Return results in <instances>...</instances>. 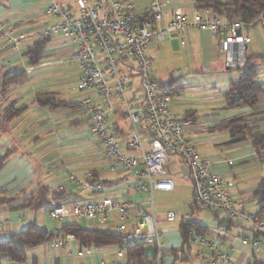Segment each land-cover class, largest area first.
<instances>
[{
    "label": "built area",
    "instance_id": "built-area-1",
    "mask_svg": "<svg viewBox=\"0 0 264 264\" xmlns=\"http://www.w3.org/2000/svg\"><path fill=\"white\" fill-rule=\"evenodd\" d=\"M172 1L77 0L78 14L54 0L47 7V14L60 20L51 24L44 35L61 33L75 45L73 58L81 70L77 87L84 92L78 106L88 115L91 131L103 145L107 169L126 175V191L145 193L149 198L130 200L121 195L76 198L49 211L52 219L64 223L76 222L121 233L118 255L90 264H135L127 261L126 250L141 244L146 245L145 249L148 246L154 249L142 264H164L171 256L170 248L163 242L153 200L155 192L175 188L168 165L171 157H178L188 167L193 200L199 207L220 217L246 222L264 236V215L236 206L231 192L234 183L217 172L214 161L201 156L188 138L186 131L195 124L193 119L172 116L171 104L180 98V92L152 74L155 58L149 52L152 43L172 36H178L185 46L189 30L207 29L220 41L229 64L233 65L240 48L251 42L249 30L264 20L227 21L212 15L208 8H195L193 16H189L181 8L171 10ZM0 32L8 41L19 43L6 23L0 24ZM114 97L123 103L122 112L130 123L125 138L116 135L108 124L116 112ZM85 176L87 181L80 183V189L102 190V183L93 179L91 171ZM113 213L118 216L116 222L112 220ZM166 217L174 221L177 214L169 211ZM226 230L217 223L218 235ZM71 239L73 235H66L51 240L50 244L59 247ZM242 241L248 243L250 239L244 237ZM193 242L196 257L203 264H233L228 251L220 246V237L195 233ZM251 242L258 245L260 239ZM93 249L82 246L77 253L91 255ZM145 254H149L148 250Z\"/></svg>",
    "mask_w": 264,
    "mask_h": 264
},
{
    "label": "crops",
    "instance_id": "crops-1",
    "mask_svg": "<svg viewBox=\"0 0 264 264\" xmlns=\"http://www.w3.org/2000/svg\"><path fill=\"white\" fill-rule=\"evenodd\" d=\"M54 1L71 10L74 14L79 13L77 0ZM50 2L51 0H0V24L6 23L13 36L19 38V43H12L0 32V155L7 150H11L7 164L0 171V187L6 189L9 195L20 196L21 198L30 195L41 186H46L51 190H64L66 193L75 195L73 199L66 201L111 194L121 195L130 200H145L148 198L145 193L137 194L126 191L124 187L125 174H115L107 169L101 141V145L98 143V146H96V150H100L101 155L96 157L91 155L82 157L86 150L80 147V149L73 148L72 143H74V140L69 138L68 129L80 127L89 120L88 115L79 106L73 109H49L39 106L33 100L39 92H54L60 99L76 102L78 105V100L84 94L76 84L81 70L73 58L75 45L70 42L68 37L61 33L51 34L52 38L43 52V59L37 65H30L29 59L23 54L27 47L44 36V31L51 24L60 20V18L47 14V7ZM170 8L171 10L181 8L189 16H193L195 6L193 0H173ZM247 34L249 35V32ZM263 34L262 31H257L262 45L261 50L251 47L254 38L249 35L251 42L242 47V54L231 65L229 64V56L222 50L220 41L215 40L209 30H189L187 44L185 46L181 42L180 44L191 52L190 72L198 70L207 73H212L215 70L223 72L226 68H231L234 72H229L223 78L221 91L218 90V92L215 89V84H210V82L201 87V89H204L202 92L192 90L186 96L180 92V98L171 104V114L175 118L184 117V114L188 111L194 112L197 121L187 129L186 134L196 149H198V142L203 138H209L215 144H225L221 152L197 151H200L201 156L211 158L215 163V170L221 175L226 178H235L236 185L231 189V192L235 203H241L245 210L247 208L244 204L256 202L250 198V194L263 177L262 173L264 171L260 168V171L253 176L258 181L256 186L249 188V166L257 168L259 164H264V159L262 161L258 160L249 141L228 144L229 134L225 130H213L212 127L232 116L249 115L257 112L258 114L254 115L256 119H259V130H264V94L261 96L262 102L256 109L229 110L225 108L224 101V95L230 83L239 78V68L245 64L247 56L252 53H264ZM175 37L178 36L165 39L166 41L164 40L157 49L171 48ZM251 61L260 64L259 77L263 74L262 78H264V72H260V69L264 67V56H255ZM222 64L225 66L222 67ZM18 72H25L18 83H5L7 77ZM175 87H177L176 82ZM11 105L15 108L25 105L26 108L17 117L4 119L3 115ZM201 117H204L206 121L204 126H208L212 130L211 132L198 133ZM108 124L116 135L122 138L127 137L130 123L122 111L116 110L109 118ZM21 144L23 148H20ZM98 161V164L91 165ZM168 165L169 169L170 166L177 165L180 167L181 172L188 174V167L178 157H171ZM235 166H239L242 171H248V175L244 173L237 174L233 168ZM93 170L99 175L98 181L102 183V190L90 192L80 189V183L87 181L85 175ZM72 175L76 178H71ZM49 200L55 202L51 194ZM253 207L251 204L248 211L259 212L260 208L253 211ZM33 211L35 212L34 215L31 213ZM262 213L264 215V211ZM211 216V220H197L210 227L209 234L213 238L220 237V246L228 251L233 264H250L255 256L264 261V236L259 237L260 243L258 245H253L251 240L254 239V235L249 237L243 232V229L246 230V224L243 222L242 225L232 226L224 234L218 235L216 233L217 222L213 214ZM37 218V210L17 211L1 206L0 240L8 239L12 233L23 229L33 220L38 224ZM117 218L112 217L113 222H116ZM40 220L41 224H38L39 226L56 231L64 224L60 219H52L48 210ZM158 220L160 222L159 218ZM240 236L242 239L248 237L250 242L240 241L238 238ZM163 242L170 248L169 251L172 248L179 251L182 246V236L179 228L169 231L163 230ZM47 246L48 249H37L30 259L26 251L28 260L22 264H90L100 259L114 258L119 252V249L110 251L109 249L95 248L91 255L79 256L77 252L82 245L75 238L69 240L63 246L53 247L50 242H47ZM147 250L150 254L154 252V249H151L150 246ZM195 252L196 249H192L188 257L183 255L182 252H179L178 256L171 252V256L165 260L164 264H203L196 257ZM3 264L19 263L5 258Z\"/></svg>",
    "mask_w": 264,
    "mask_h": 264
},
{
    "label": "trees",
    "instance_id": "trees-1",
    "mask_svg": "<svg viewBox=\"0 0 264 264\" xmlns=\"http://www.w3.org/2000/svg\"><path fill=\"white\" fill-rule=\"evenodd\" d=\"M195 8H208L212 15L223 18L227 21L241 20L244 22L260 23L264 20V0H193ZM50 34L44 35L34 41V43L24 50V55L29 59L30 65H37L43 59V52L51 40ZM242 54V53H241ZM240 54V55H241ZM237 55L234 58L236 62ZM255 56L263 57L264 53H252L247 56L245 64L240 67V76L233 80L228 90L224 95L225 108L229 110L250 108L256 109L262 102L264 94L263 84L258 82L259 63L252 62L251 59ZM25 72H18L7 77L5 83H18ZM166 85L175 87V78L171 77L163 81ZM34 102L41 107L56 109V108H77L76 102H70L65 99H60L54 92H39L34 97ZM26 106L15 108L10 106L4 113V119H13L20 115ZM257 115L258 113H254ZM254 114H240L232 116L221 123L212 127L213 130H225L229 134L228 144H237L244 141H249L253 147L258 160L264 159V130H259L258 120ZM182 118H191L196 123L197 118L194 112L188 111ZM11 150H7L0 155V171L7 164ZM94 180H99L98 173L95 170ZM52 195L55 202L49 200V195ZM74 194L66 193L64 190H51L49 187L41 186L33 191L30 195L21 198L20 196L9 195L8 191L0 187V207L6 206L11 210H38L45 207L50 211L55 205L66 202L74 198ZM250 198L256 201L260 210L257 213L263 215L264 211V176L260 179L258 185L250 194ZM193 204L198 206L194 200ZM199 207V206H198ZM201 208V207H200ZM213 214V213H212ZM217 223L231 228L235 225H242V221H234L228 218L220 217L213 214ZM182 236V246L180 250L172 248L171 252L179 255L182 252L186 257L190 256L193 249V235L195 233L209 234L210 227L202 224L197 219H192L187 215H183L178 225ZM66 235H73L74 238L82 246H93L95 248L108 246L111 244H119L121 233L111 229H99L88 227L81 223L68 222L64 223L57 231L46 227L39 226L35 220L29 222L26 227L18 232L12 233L6 240H0V264H3V259H9L15 263H25L28 260L26 253L27 247L37 246L39 244L50 242L55 238H60ZM254 238H259L262 234L253 229ZM146 245L130 247L126 250V259L129 263L142 264L150 255L145 254ZM250 264H264V261L258 257H254Z\"/></svg>",
    "mask_w": 264,
    "mask_h": 264
},
{
    "label": "rangeland",
    "instance_id": "rangeland-1",
    "mask_svg": "<svg viewBox=\"0 0 264 264\" xmlns=\"http://www.w3.org/2000/svg\"><path fill=\"white\" fill-rule=\"evenodd\" d=\"M263 26L264 23H261L256 28H252L251 30H249V35L252 38H254L251 47L253 46L256 49L259 48L258 50H261L262 45L259 40V36L257 35V31H262L264 33ZM162 42H164V40L157 43H152L149 48V52L155 58L152 67V74L161 81H166L169 78L174 77L176 80V86H177L176 88L178 89L179 92L185 94V96L189 94L188 93L189 91L192 90H198L202 92L204 89H201V87L206 86L210 82H211L210 84H215L216 86L215 89L217 91L218 90L221 91L222 89L220 88L222 87L221 82L223 81V78L226 77V74H228L229 72L231 71L234 72V70H232L231 68H226L225 69L226 71L224 70L223 72L221 70L219 71L215 70L212 73H207L206 71H199V70L196 72H190V64L192 63L191 52L190 50L186 49V47L180 44L179 38L175 37V39L172 42L171 48H167L165 50L164 49L158 50L157 48L159 47V45H161ZM241 53H242V48H240V51L237 55H240ZM260 72L261 73L264 72V67L260 69ZM193 74L195 75L194 77L192 76ZM262 75H260L261 77H259L258 82L263 84L264 86V78H262L263 77ZM113 100L115 101L114 103L115 109L117 111H122L124 109L123 103L120 102L116 97H114ZM199 121L200 124L198 126L199 129L198 133L206 134L212 131L208 128V126H204V124H206L204 117H201ZM90 126H91V122L90 120H88L80 127H72L67 131L68 134L70 135L69 138L74 140V143H72L73 148L80 147L83 148V150H86V152L82 155V157H84L85 155H91L94 157L101 155V151L96 150L97 148L96 146H98V143L101 145L100 139L98 136L92 133ZM197 145H198L197 150H201V151L203 150V152H208V151L221 152L225 144H215L211 142L209 138H203L198 142ZM22 146L23 145L21 144L20 148H23ZM98 163L99 161L97 163H92L91 165H96ZM233 168L237 174L244 173L248 175V171L240 170L239 166H235ZM260 168L264 169V164H259V167L257 168H252L249 166V188L256 186L258 181L257 178H253V176H255L257 172L260 171ZM170 172L172 178L175 181L174 190L170 192H164V191L155 192L153 196L155 211L157 213V217L160 219L159 222L160 230L169 231V230L178 229L179 222L182 219L183 215H187L192 219L211 220L212 214L208 210L202 209L193 204V191H192L193 183L190 180L189 174H184L183 172H181L180 167L177 165L170 166ZM262 176H264V171L262 173ZM227 179H229L234 183V186L232 187L233 189L236 185L235 178L233 177ZM148 199L149 198H147V200ZM235 204L237 207L243 208L241 203H235ZM251 204L252 206H254L253 211L259 209L256 202H249L244 204L245 208H247L246 210H249ZM46 210L47 209L45 207L37 210L38 224H41L40 219L46 213ZM169 211H174L177 214L176 220L171 221L167 219L166 214ZM31 213L32 215L35 214L34 211ZM112 215L114 219L117 218L116 213H113ZM243 223L246 224V230L243 229V232L249 235V237H252L253 229L251 228V225L246 222ZM238 238L240 241H242L241 236ZM192 246L193 249H196V244L194 242ZM37 249H43V250L48 249L47 242L39 244L37 246L27 247L26 251L28 253L29 259L33 256L34 253H36ZM97 249H109L110 251H117L119 249V244H111Z\"/></svg>",
    "mask_w": 264,
    "mask_h": 264
},
{
    "label": "water",
    "instance_id": "water-1",
    "mask_svg": "<svg viewBox=\"0 0 264 264\" xmlns=\"http://www.w3.org/2000/svg\"><path fill=\"white\" fill-rule=\"evenodd\" d=\"M221 66H222V67H224L225 65H224V64H222Z\"/></svg>",
    "mask_w": 264,
    "mask_h": 264
}]
</instances>
